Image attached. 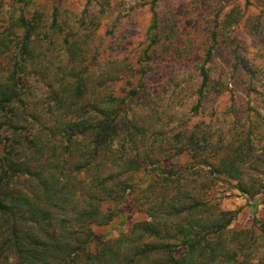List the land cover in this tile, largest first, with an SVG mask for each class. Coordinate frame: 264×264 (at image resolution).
<instances>
[{"label": "rangeland", "instance_id": "rangeland-1", "mask_svg": "<svg viewBox=\"0 0 264 264\" xmlns=\"http://www.w3.org/2000/svg\"><path fill=\"white\" fill-rule=\"evenodd\" d=\"M2 93L0 148L39 135L64 161L92 148L87 128L70 139L76 122L117 113L110 149L58 201H119L97 234L138 237L134 225L155 219L159 236L136 244L166 246L222 227L196 260L264 264V0H0ZM110 174L115 200L92 197Z\"/></svg>", "mask_w": 264, "mask_h": 264}, {"label": "trees", "instance_id": "trees-1", "mask_svg": "<svg viewBox=\"0 0 264 264\" xmlns=\"http://www.w3.org/2000/svg\"><path fill=\"white\" fill-rule=\"evenodd\" d=\"M210 54L211 50L207 56ZM236 58L240 59L239 55ZM201 71L203 89L208 80L204 65ZM10 99L11 95L2 93L0 106H9ZM113 118L101 119L87 127L82 121L75 123L76 127H84L70 139L81 145L84 140L80 141L78 135H83L87 128L93 141L92 148L85 144L84 150H76L77 157L72 161L59 160L54 151L46 155L47 145L39 135L32 138L20 134L0 148V264H206L204 260H196L193 250L204 246L207 236L220 233L222 227L196 235L184 231L181 241L173 245H153L151 241L136 244L135 240L146 236L158 237L162 223L146 220L134 225L138 237L124 235L112 239L97 234L92 226L108 223L119 201L114 203L112 211L102 203L89 202L83 208L58 204V201H71L75 193L68 189L71 177L95 164L104 147L109 145L110 149L108 129L113 126ZM66 166L73 175L63 171ZM114 178L113 174L101 177L99 190L92 197L115 200L113 184L106 183ZM150 216L157 215L152 212ZM97 237L101 239L96 241ZM182 245L187 247V254L177 257L176 250Z\"/></svg>", "mask_w": 264, "mask_h": 264}]
</instances>
